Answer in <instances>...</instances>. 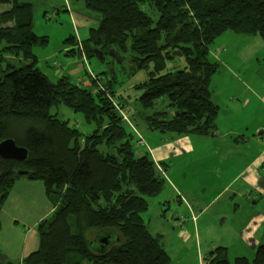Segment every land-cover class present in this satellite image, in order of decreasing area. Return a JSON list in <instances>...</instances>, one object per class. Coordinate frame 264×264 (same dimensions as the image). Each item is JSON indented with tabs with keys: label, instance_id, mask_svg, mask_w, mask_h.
Here are the masks:
<instances>
[{
	"label": "trees",
	"instance_id": "obj_1",
	"mask_svg": "<svg viewBox=\"0 0 264 264\" xmlns=\"http://www.w3.org/2000/svg\"><path fill=\"white\" fill-rule=\"evenodd\" d=\"M83 2L98 14V24L70 51L111 53L118 60L126 54L135 69L144 68L146 79L135 85L142 90L139 105L149 109L165 99L172 108L144 118L150 130L214 134L217 105L210 100L209 78L218 65L208 59L209 47L227 30L264 39V0ZM0 6V141L11 138L28 151L25 161L0 158V209L20 177L40 180L54 206L51 218L38 223V248L24 262L167 264L161 236L141 216L147 199L163 188L157 166L166 164L137 150L142 138L113 100L112 76L98 72L77 83L68 75L49 79L32 53L46 40L32 30V4L0 0ZM176 57L184 59L182 66ZM59 105L80 112L92 131L86 135L59 118L52 112ZM103 235H109L104 249L97 243ZM209 260L229 264L226 255ZM234 264H264V242L251 260L237 256Z\"/></svg>",
	"mask_w": 264,
	"mask_h": 264
},
{
	"label": "rangeland",
	"instance_id": "obj_2",
	"mask_svg": "<svg viewBox=\"0 0 264 264\" xmlns=\"http://www.w3.org/2000/svg\"><path fill=\"white\" fill-rule=\"evenodd\" d=\"M18 1L32 4V30L46 38L32 47L37 67L51 80L69 75L75 83L98 72L108 80L112 76V99L121 102L126 124L142 138L144 146L137 150L166 164L157 166L165 178L163 188L147 199L141 216L148 230L161 236L167 264H210V258L222 255L229 264L237 256L251 260L254 247L264 242V39L229 30L214 39L207 57L218 65L209 78L210 100L217 105L216 131L179 135L146 126L144 118L172 108L165 99L149 109L139 105L142 90L135 85L146 79V72L135 69L128 55L120 62L103 54L104 61L96 54L87 57L83 50L80 56L70 51L98 24V14L87 9L83 0ZM70 37L73 41H68ZM175 59L178 66L183 65L182 57ZM54 111L86 135L94 128L80 112L64 105ZM42 191L40 180L20 177L15 181L2 204L1 236L9 235L11 227L21 232L9 237L17 244L3 245L11 259L7 263L2 258L0 264H33L24 259L38 248L37 224L51 218ZM17 201L27 207L24 210L31 215L27 221L14 222L11 210ZM19 243L25 249L21 262L16 256Z\"/></svg>",
	"mask_w": 264,
	"mask_h": 264
},
{
	"label": "crops",
	"instance_id": "obj_3",
	"mask_svg": "<svg viewBox=\"0 0 264 264\" xmlns=\"http://www.w3.org/2000/svg\"><path fill=\"white\" fill-rule=\"evenodd\" d=\"M44 36V35H43ZM79 42H80V40H78ZM46 74V73H45ZM69 76V75H68ZM70 77V76H69ZM70 79H72L71 77H70ZM73 80V79H72ZM139 134V133H138ZM140 135V134H139ZM14 185V184H13ZM13 187V186H12ZM42 192H43V195H44V197H45V199L47 200V202H49V205H50V207H49V213L51 214V212L53 211V209H54V206H53V204L47 199V197L45 196V193H44V188H43V183H42ZM9 195V194H8ZM5 202H6V200H5ZM4 202V203H5ZM4 205V204H3ZM13 207H12V210H11V212H12V218H13V220H14V222H19L18 220H19V218H25V220L27 221V218L28 217H30L31 215H29L28 214V212L26 211V210H24V208H27V207H25V206H23V205H21L20 204V201H17V202H14V204L12 205ZM5 208V206H2L1 207V209H0V221H1V229H0V259H2V258H4V259H6L7 260V263H9L10 262V259H11V255H9L8 253H6L7 251H5V249L3 248V245L4 246H11V244L12 243H18L17 241H14V240H12V239H9V237H10V235L11 234H16L17 232H21V230H19V229H13L12 227H11V229L9 230V235H4V236H1L2 235V232H3V228H4V226H3V221H2V217H3V214H2V211H3V209ZM41 221V220H40ZM39 221V222H40ZM35 222L36 221H33V223H32V225H35ZM38 222V223H39ZM38 225V224H37ZM27 226H29V225H27ZM16 227H18V225H16ZM18 248H19V252H17L16 253V256H17V258H18V260H19V262H21V260H20V258H23V256L25 255V249H24V245L21 243H19L18 244ZM37 249V248H36ZM36 249H34V250H36ZM34 250H32V251H34ZM32 251H30V252H32ZM29 252V253H30ZM14 258V257H13Z\"/></svg>",
	"mask_w": 264,
	"mask_h": 264
},
{
	"label": "water",
	"instance_id": "obj_4",
	"mask_svg": "<svg viewBox=\"0 0 264 264\" xmlns=\"http://www.w3.org/2000/svg\"><path fill=\"white\" fill-rule=\"evenodd\" d=\"M173 54L180 56L181 52L179 50H174ZM109 55L115 57L111 53H109ZM116 60L121 62V60ZM27 154V149L22 146L16 145L14 140L11 138H5L0 141V158L25 161L27 158ZM19 174H25V172L20 171ZM97 243L100 248L104 249L109 243V235L100 236L97 240Z\"/></svg>",
	"mask_w": 264,
	"mask_h": 264
},
{
	"label": "built area",
	"instance_id": "obj_5",
	"mask_svg": "<svg viewBox=\"0 0 264 264\" xmlns=\"http://www.w3.org/2000/svg\"><path fill=\"white\" fill-rule=\"evenodd\" d=\"M78 44H79V41H78ZM123 117L125 118V116L123 115Z\"/></svg>",
	"mask_w": 264,
	"mask_h": 264
}]
</instances>
